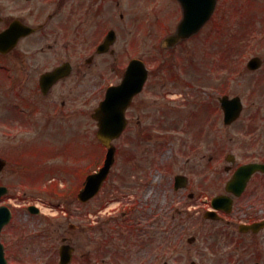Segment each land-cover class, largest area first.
<instances>
[{
	"label": "flooded vegetation",
	"instance_id": "af4514ba",
	"mask_svg": "<svg viewBox=\"0 0 264 264\" xmlns=\"http://www.w3.org/2000/svg\"><path fill=\"white\" fill-rule=\"evenodd\" d=\"M122 2L129 9L130 4L133 5L136 0H16V6L11 7L9 4L0 8V31L14 21L34 28L32 33L22 36L12 49L0 52V109L6 118L2 123L7 133L12 129V124L20 128L21 134L25 133L24 129L30 124L37 127V137L52 138L56 133L65 134L78 128L81 130V137L88 135L90 109L94 110L105 98L109 87L121 83L133 57L131 55L134 54L130 53L131 47H134L133 43L136 44L135 37H131V29L128 30L131 35L126 39L132 44H127L125 49H122L121 18H124L126 12L122 11ZM140 2L146 11L145 18L148 17L147 23L143 25L148 34L149 31L157 35L164 32L170 34L183 17L184 7L180 0ZM231 5L232 0H217L216 12L207 26L216 21L218 10L230 9ZM200 37L201 32L188 40H198ZM148 50L149 48L147 52ZM57 69L59 76L51 77L50 74ZM151 82L152 74L149 73L144 89L134 97L127 109L128 127L125 133L132 131L135 134L138 130H134L135 126L139 124L141 127L142 122H145L146 130L140 128L138 133H148L149 123L144 120L149 115V112L144 111L148 104L146 101L141 103L140 100H147ZM92 105L95 107L92 108ZM210 108L213 111L211 105ZM243 134L245 153L251 151L252 154L256 152V155L250 157L247 153L245 162H234L231 166H226L228 177L225 183L241 164L264 162V130H250ZM73 135L68 138H75L78 134ZM140 137L147 140L145 135ZM70 145L64 142L63 145H56L40 139L35 146V154L32 155L35 161L29 162L22 161L23 152L13 157L7 152L8 163L0 175L14 170L27 179V171L39 167L50 168L51 155L56 149L58 148L63 156L72 150ZM215 152L213 149L208 162L210 169L213 168L214 176ZM232 158L235 159L231 156ZM83 159H88V156L81 150L79 160ZM82 168L85 166L82 165ZM87 176L88 173L82 169L81 184L84 185ZM33 179L35 180V177ZM189 182L188 177L187 186ZM0 183H5L4 179L0 180ZM222 193L223 190L217 194ZM8 195L10 194L0 199V204H8L12 208V219L2 230V241L8 264H26L22 262L25 258L20 257V243L6 240L7 234H14L19 227L20 214H27L28 217L38 216L48 224L47 227H52L57 219H46L39 208L35 213L29 208L20 211L16 204L9 202ZM215 195L208 197L207 209L212 210L209 218L205 217L206 209L199 211L197 215L207 224L208 243L213 257H199L191 264H264V172H254L240 195L230 193V197H226L225 201H216V204H213ZM193 196L194 193H191L190 197ZM13 198L24 200V197ZM118 198L120 197L101 198L96 206L93 203L99 197L86 201H80L78 197L48 199L46 202L57 211L58 216L63 215L64 219L59 220L68 224L69 232L62 236L57 245L34 241L27 250L38 252L40 247L53 249L49 252L47 261L50 264H59L55 263L56 255L58 253L60 256V248L63 245L70 247L71 258L67 264H181L185 221L192 216L186 217L184 210L177 206L173 212L161 213L152 221L150 217L153 218V213L144 210V207L131 197L135 205L122 204V208H126L123 209L121 218L113 213L120 203L114 202ZM74 205L80 215L73 214ZM74 216H80L82 222L71 221ZM112 223L114 224L110 225ZM41 226H44V223ZM150 226L155 230L149 228ZM78 229L81 241L75 242L72 236L74 233L71 232H77ZM193 238L194 242L198 239L195 236ZM171 259L174 261L170 262Z\"/></svg>",
	"mask_w": 264,
	"mask_h": 264
},
{
	"label": "rangeland",
	"instance_id": "374dc122",
	"mask_svg": "<svg viewBox=\"0 0 264 264\" xmlns=\"http://www.w3.org/2000/svg\"><path fill=\"white\" fill-rule=\"evenodd\" d=\"M137 3L141 2L138 0L134 4L132 2L133 5L130 4L129 9L123 3L121 4L122 11H126L124 18H121L122 49H125L127 44L128 46L132 44L126 38L130 34L128 30L136 28L134 17L138 12ZM9 4L11 7L16 6V0H0V8ZM226 18L224 35L221 34L222 31H216L214 22L206 28L198 40L183 43L176 53L170 55L155 54V39L140 45L133 43L131 52L143 57L146 55L144 58L151 65L153 72L147 100L146 98L140 100L141 103L146 101L148 104L144 109L145 113L149 112L148 118L144 119L149 123L148 133H138L140 128L146 130L145 122H142L141 127L139 124L135 126L134 130L138 129L135 134L128 131L115 141L118 146V159L112 175L102 188V194L100 193L97 196L99 199L93 203L96 206L101 198L120 197L115 202L121 204L119 203L113 213L122 218L123 209L126 208H122V204L135 205L133 200L135 199L137 204L140 203L144 207V210L153 213V218L149 216L152 221H155V216L161 213L173 212L177 206L183 209L184 215L192 216V218H186L185 221L186 231L183 236L181 264H191L199 257L206 259L213 257L210 243H208L207 224L203 223L197 215L199 211L208 207V197L221 192L224 187L228 177L224 170V166L228 164L226 155L234 153L238 163L247 160V153L250 157L256 155V152L252 154L251 151L245 153L242 133L247 130H264V67L256 71H249L246 68V63L251 56L257 54L264 58V0H232L231 8L220 9L216 20L224 21ZM141 23L144 25L147 22ZM241 25L244 29H241ZM237 30L244 35L241 38L243 42L239 45L241 47L233 46L237 42L236 39L242 36L240 33L236 36ZM135 32L133 31V35ZM217 36L220 38L218 39ZM210 37L213 41L208 40ZM148 44H151L152 51L147 52L144 45ZM157 51L158 49L156 53ZM180 66L183 69H181L182 77L172 79L173 73L180 71ZM188 82L193 83V87ZM167 93L175 94L174 96L179 98L172 100ZM223 94H239L245 104L242 117L231 126H225L223 123V112L218 101V97ZM209 97H211L210 100ZM210 105L213 111L209 113ZM91 111L90 109L87 136L81 137V130L78 128L65 133L67 135L56 133L52 138L41 136L40 138L36 135L37 127L30 124L24 129L25 133L21 134L20 128L11 123L12 129L10 128L7 133L2 123L6 118L0 109V115H2L0 116V151H7L10 154L20 148L32 151L37 141L42 139L56 145L60 143L63 145L66 141L67 144H76L83 153H86L84 151L86 141L88 152L90 149L98 152L100 148H103L96 137L97 126L90 115ZM207 113L209 116L205 117ZM10 120L13 119L10 118ZM131 129H133L132 126ZM73 134L78 135L75 138H68ZM141 135H145L147 140L140 137ZM213 149L216 150L215 176L213 168L210 169L208 164ZM80 154L74 155L69 151L66 155L64 153V157L55 158V164L63 165L65 162L75 165V162H78L77 165H80L81 162V165L85 166V171H92L102 163L105 151L101 157L82 161L77 160ZM65 172L66 174L64 171L57 170L49 177L52 176L61 181L64 180V175L71 178L68 175L69 172ZM178 173L188 175L190 184L184 189L176 190L174 181ZM0 179H4L11 185L13 194L21 193L24 197V200H15L17 205H23L19 207L20 211H23L25 205L33 202L34 199L36 201L38 198L50 197L43 188H32L29 185L30 182L14 170L9 173L6 171L5 175H0ZM133 191L136 193L134 194ZM191 193H194L193 197H190ZM131 197H133L132 200ZM75 207L74 205L73 214H79ZM19 217L18 229L12 235L8 233L6 240L20 243L19 247L22 251L20 257L25 258L23 263L50 264L47 261L50 257L49 252L53 249L40 247L37 249L38 252H35L27 248H30V244L32 245L34 241L56 243V245L60 243L62 236L69 230L68 224L59 220L64 219L63 215L54 218L57 220L52 227L48 226L45 229L47 233H43L44 227L41 226L42 222L38 218L28 217L24 213H21ZM73 220L79 223L82 219L80 216H74L71 221ZM79 230L71 232L74 233L72 236L75 242L81 241ZM193 235L199 240L189 243L188 238ZM11 254L13 255L12 251ZM57 260L58 253L55 263Z\"/></svg>",
	"mask_w": 264,
	"mask_h": 264
},
{
	"label": "water",
	"instance_id": "95a60500",
	"mask_svg": "<svg viewBox=\"0 0 264 264\" xmlns=\"http://www.w3.org/2000/svg\"><path fill=\"white\" fill-rule=\"evenodd\" d=\"M197 29H198L197 27L192 25L191 18L189 16V18L185 17L183 23L180 26L179 33L180 36H187L191 34L192 31L194 32ZM185 31H189L191 33H187ZM260 62L261 61L259 58H253L249 62V67L256 68L260 65ZM129 82L130 81L127 80V83H125L123 90H127L129 91L128 94H132L131 92H134L135 90L131 89ZM222 101H223V106L226 110V121L231 122L235 120L239 116L242 110V104L240 102V99L238 97L234 99H229L228 97H224ZM128 103H129V97L127 98L126 97L123 98L122 96L118 97V96H114L113 93H111L110 97L108 98V101L104 105V108L109 107V112L107 108V111L104 110L105 111L104 112L101 110L98 111V113L96 114V117H98L100 120V126H101L99 135L106 144L112 138L119 136L120 133L123 131L126 123L123 110ZM119 108L122 110L120 111ZM114 151L115 148L111 146L109 148L105 166L101 169L99 173L89 176L88 184L80 194V197H90L97 193L103 180L107 175L108 169L110 168L111 164L114 161ZM1 165L2 163L0 161V166ZM258 169L264 170V164H252L248 166H242L237 171L234 181L230 182L229 186L234 188L237 186L240 187L242 185L241 182L244 180L243 175L246 173V176H249L253 171ZM180 179H181L180 177L177 178L178 181ZM0 218H1L0 219V231H1L2 226L7 221L8 217L5 218V215L0 214ZM3 262H4L3 250L0 244V263L4 264Z\"/></svg>",
	"mask_w": 264,
	"mask_h": 264
}]
</instances>
